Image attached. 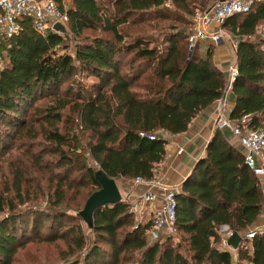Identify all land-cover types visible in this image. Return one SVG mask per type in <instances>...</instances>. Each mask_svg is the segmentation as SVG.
Returning <instances> with one entry per match:
<instances>
[{
	"label": "trees",
	"instance_id": "obj_1",
	"mask_svg": "<svg viewBox=\"0 0 264 264\" xmlns=\"http://www.w3.org/2000/svg\"><path fill=\"white\" fill-rule=\"evenodd\" d=\"M55 1L66 31L42 35L24 20L18 35L0 40V213L7 211L0 264H31L46 247L63 264H264V232L244 237L262 212L263 179L217 127L178 186V242L149 243L125 199L95 209L86 233L77 215L83 204L72 203L100 188L95 170L115 181L154 178L166 135L183 133L213 105L225 76L212 62V43L187 49L189 21L156 36L127 31L164 17L167 6L185 11L188 0ZM221 27L237 40L229 119L247 115L243 125L257 129L264 126V0ZM223 226L240 234L236 249L221 246Z\"/></svg>",
	"mask_w": 264,
	"mask_h": 264
},
{
	"label": "built area",
	"instance_id": "obj_2",
	"mask_svg": "<svg viewBox=\"0 0 264 264\" xmlns=\"http://www.w3.org/2000/svg\"><path fill=\"white\" fill-rule=\"evenodd\" d=\"M257 0H212L202 11H196L189 19L186 31L187 49L190 51L197 41H206L213 45L219 44L223 37L222 21L231 14L247 12ZM28 20L32 28L42 35L48 31L62 33L54 28L53 24L59 22L67 25V15L55 0H0V37H13L20 33L22 22ZM236 39L231 40L229 59L225 70V85L221 94L213 102L214 125L217 128H227L236 139L243 152L244 164L264 183V126L252 129L243 124L249 116L243 115L238 120H231L227 115V96L231 84L237 74L233 56ZM3 60L0 48V68ZM149 139L154 136L142 134ZM181 149L177 148L176 152ZM134 185L144 186L145 189L133 198L126 200L128 211L133 214L135 226L145 227L144 235L149 243L162 242L169 236L176 235L175 228V195L178 187L169 186L160 179H145L139 176L133 178ZM160 189V196L151 191ZM256 228L251 227L244 233L249 239L255 234ZM225 236L220 244L225 245Z\"/></svg>",
	"mask_w": 264,
	"mask_h": 264
},
{
	"label": "crops",
	"instance_id": "obj_3",
	"mask_svg": "<svg viewBox=\"0 0 264 264\" xmlns=\"http://www.w3.org/2000/svg\"><path fill=\"white\" fill-rule=\"evenodd\" d=\"M205 1L206 0H203L202 4H204ZM65 2V6L69 7L70 0H65ZM196 6H199V4ZM65 27H67V25ZM2 38L1 36L0 40ZM228 59L229 52L227 50L222 46H213L212 62L224 75L227 66L226 61L228 62ZM233 101V95L229 92L227 96V107L230 110L233 106ZM227 115L229 116L228 112ZM214 129L213 105H211L199 112L190 121L183 133L166 135V154L164 160L156 166L154 178L160 179V181L169 186L178 187L192 168L194 162L203 154L205 144L211 137ZM221 133L229 145L239 148L236 139L227 128H221ZM177 148L181 149L178 153L176 152ZM116 183L122 195V199L125 200L133 198V196L145 189L144 186L134 185L133 179L119 178ZM151 191H153L157 197L160 196V189L152 188ZM251 227H255L256 230L264 232V201L261 215H259L254 225ZM223 228L224 226L221 227V231ZM225 230L227 229L225 228Z\"/></svg>",
	"mask_w": 264,
	"mask_h": 264
},
{
	"label": "rangeland",
	"instance_id": "obj_4",
	"mask_svg": "<svg viewBox=\"0 0 264 264\" xmlns=\"http://www.w3.org/2000/svg\"><path fill=\"white\" fill-rule=\"evenodd\" d=\"M203 0H188V7L185 9V11L183 10H177L176 7L171 6H167V10H169L168 13H166V15L164 17H158L157 19H152V18H148L146 17V20L143 21L141 24L135 26L133 25L132 28H128L127 31L129 32L130 35L133 34H143L144 36H156L158 34L161 33H166V32H170L174 30H180L182 28L187 27L188 21L190 19V17L196 12V11H202L204 10L212 0L210 1H205L204 4H202ZM168 4L170 2H167ZM197 4H199V6H196ZM223 37L218 44H215L213 46H222L225 50H229L230 49V45H231V40H233V36L226 30L223 29ZM99 34L98 31H94V32H88L87 36L88 37H93L94 35ZM85 41V40H84ZM74 42H72L70 45L73 46ZM212 46V47H213ZM203 47L202 44L199 45L198 47V51L200 53L203 52ZM226 63H228L226 61ZM38 126V125H35ZM95 166L97 167V164H95ZM117 182V181H116ZM86 191V190H84ZM84 194H82L79 198V200L77 202H73L72 203V207L76 208V207H80L82 204L84 205L83 198H84ZM46 200L47 198L44 197L40 203H38L36 206L38 208H45L46 205ZM83 205L80 207L79 210L82 209ZM25 206H27V204L22 205L21 208H25ZM35 207V206H34ZM7 211H5L4 213H0V216H2L3 214H6ZM86 233L88 235L91 236V231H88L87 227H85ZM231 231L229 230H225V227L222 229L221 228L219 230L220 233V239H223V237L227 236ZM168 239H170L173 243L178 242L179 240V236L176 234L175 236H169L167 237ZM165 238V239H167ZM164 241V240H163ZM228 250H233L230 247H227ZM56 251L53 250L50 247H46L43 250V254L39 251L36 255H35V259L31 262V264H63V260L59 258V256L56 255ZM34 256V255H33ZM76 254L74 255L73 258H75Z\"/></svg>",
	"mask_w": 264,
	"mask_h": 264
},
{
	"label": "water",
	"instance_id": "obj_5",
	"mask_svg": "<svg viewBox=\"0 0 264 264\" xmlns=\"http://www.w3.org/2000/svg\"><path fill=\"white\" fill-rule=\"evenodd\" d=\"M53 26L61 32L66 30V27L59 22H55ZM94 174L100 184V188L88 196L82 209L77 212V215L83 220L88 231H92L95 209L123 200L118 185L113 178L106 176L100 169L95 170ZM240 240L241 236L239 233L230 232L225 238V245L234 250L237 248Z\"/></svg>",
	"mask_w": 264,
	"mask_h": 264
}]
</instances>
